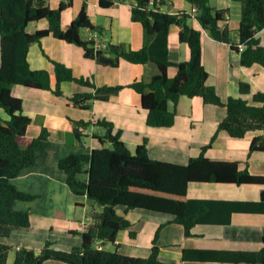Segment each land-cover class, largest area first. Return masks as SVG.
Masks as SVG:
<instances>
[{
	"label": "trees",
	"instance_id": "16d2710c",
	"mask_svg": "<svg viewBox=\"0 0 264 264\" xmlns=\"http://www.w3.org/2000/svg\"><path fill=\"white\" fill-rule=\"evenodd\" d=\"M51 0H0V108L10 115L0 117V264H8L13 247L3 241L17 229L31 226L28 211L17 210L15 201L33 200L36 196L20 190L14 183L22 170L36 163L37 152L50 137V130L44 127L39 136L28 146L21 144L27 134L32 118L23 111V99L15 96L12 87L21 83L29 87L52 89L62 95V82L76 81L94 90L79 92L72 101L82 108H90L95 100L107 101L119 94L123 85H97L92 78L77 77L71 66L51 59L55 66L57 86L51 85L48 69H34L29 61L32 44L40 42L47 35L76 43L84 47L85 55L105 66H119L122 59L133 63H155L158 72L150 79L135 80L130 84L142 96L143 107L148 111L147 123L153 127H170L176 122L177 109L170 104L178 103L182 96H201L205 103L227 107V116L220 122L210 143L205 144L199 156L192 157L186 165L153 159L145 138L133 152L122 136V129H116L114 122L99 120L106 127L104 135L95 134L102 146L90 152L72 153L60 160V167L67 173L68 184L75 194L88 195L102 207L92 212L93 222L83 231L82 244L71 251L58 250L48 241L40 253L33 248L17 250L15 264H43L47 259H58L69 264H176L164 262L160 256L158 236L153 240L151 254L147 257L127 255L107 250L103 245L116 243L122 230L133 225L130 218L120 214L143 208L174 215V222L181 224L185 234L193 235V228L200 223L229 224L234 213L249 211L264 213V174H254L248 168L240 169L238 161L213 160L206 155L220 131L232 137H245L256 132L250 146V153L264 151V92L253 94L255 103L241 97H230L224 101L214 86L207 83L209 72L203 61V29L219 41L230 42L232 31L225 25L228 8H216L211 0H188L196 7V13L187 11L166 12L162 10L165 0H99L104 8L118 2L131 1V17L143 24L144 45L130 49L124 43H107L97 49L94 40L83 37L82 31H103L95 25L88 11V0L71 24L64 28L63 11L73 5V0L62 1L58 7L50 5ZM243 3L241 24L238 30L241 46L233 47L241 52L244 66L259 63L264 66V44L258 35L264 29V0H236ZM198 19L203 29L190 23ZM48 19L49 27L35 32L28 26L41 19ZM172 25L181 27L179 38L190 48L188 60L177 63V74L170 76L173 65L169 53V36ZM242 93H250V85L241 83ZM75 133L83 137L82 128H89L86 120H73ZM110 143L107 146V143ZM85 166H88L87 168ZM88 173V180L79 179L80 173ZM192 182H216L261 185L260 200L239 201L214 198H186ZM184 197V198H182ZM101 242L102 247L98 245ZM264 242V239H263ZM120 246V244H118ZM194 253L197 259L211 262H246L264 264V245L260 250L193 249L185 250L186 257Z\"/></svg>",
	"mask_w": 264,
	"mask_h": 264
},
{
	"label": "crops",
	"instance_id": "0c3cea01",
	"mask_svg": "<svg viewBox=\"0 0 264 264\" xmlns=\"http://www.w3.org/2000/svg\"><path fill=\"white\" fill-rule=\"evenodd\" d=\"M62 1L69 0H51L49 3L52 7H58ZM83 3L84 0H73V5L63 11L64 28L78 15ZM211 4L216 8L229 9L225 25L232 31V40L219 41L203 29L198 19L194 17L190 20L191 24L203 29V61L209 72L207 83L216 88L224 101L232 96H243L255 103L253 94L264 92V66L259 63L244 66L241 52L233 47H242L238 30L243 3L236 0H211ZM131 6L132 2L128 1L104 8L99 0H88V11L93 23L103 27L104 41L99 40L100 42L124 43L130 49L143 47L144 26L132 19ZM161 8L166 12L196 13L195 5L188 0H165ZM45 23L47 25H29L28 31L48 28L49 24ZM180 30V26L172 25L169 36V56L173 62L169 74L172 77L178 71L176 64L190 57L189 45L179 38ZM89 35L90 32H85L83 37L87 38ZM258 35L264 44V29ZM28 57L32 68L50 71L53 89L57 86V76L51 59L71 66L77 77H94L99 86L123 85L124 88L107 101L95 100L92 110L85 111L72 101L75 93L94 90L83 84L62 82V95L56 94L52 89L29 87L21 83L13 85V94L23 99V111L32 118L27 134L20 140L21 144L28 146L44 127H48L51 134L37 152L36 163L22 170L14 179L20 190L36 197L33 200L15 201L17 210L30 213L31 226L28 229H17L11 236L3 239L13 247L8 264H15L19 248L29 247L40 253L48 241L58 250L71 251L74 246L82 244L81 233L93 222L90 212L86 210L90 198L87 194L78 196L74 193L68 184L67 173L59 163L72 153L90 152L93 148L102 146L95 135L102 133L97 131L98 127L92 132L87 128L83 134L90 138L82 137L77 140L73 120L93 118L95 123L103 119L112 121L115 130L122 129L123 139L133 152L148 138L149 153L153 159L186 165L192 157L201 154L205 144L211 142L228 112L225 106L205 103L201 96H182L176 105L170 104L171 109H177L175 124L170 127H153L147 123L148 111L143 107L141 94L130 84L135 80H150L158 72L155 63L140 64L122 59L116 67L101 65L85 55L83 46L69 43L53 34L32 44ZM242 82L250 85V93H242ZM0 117L9 119L10 115L0 108ZM256 134L249 132L245 137L239 138L220 131L206 155L213 160L238 161L240 169L248 168L254 174H264V151L250 153L251 142ZM78 177L87 181L89 176L84 172ZM260 190L261 185L257 184L192 182L186 198L258 201ZM96 208L101 210L100 206ZM124 209L122 206L118 207L119 213L131 219V230L136 235H130L129 230H122L115 244H120L119 251L127 255L149 256L157 231H160L158 244L161 246L162 260L176 264H250L202 261L196 258L197 255L193 257L194 253L186 257L185 250H260L264 245V213L239 211L233 214L229 224L200 223L193 228V235L188 236L184 227L173 221L172 214L143 208L126 213ZM83 215L84 218H81ZM98 245L102 247L101 242ZM43 264L69 263L47 259Z\"/></svg>",
	"mask_w": 264,
	"mask_h": 264
},
{
	"label": "rangeland",
	"instance_id": "374dc122",
	"mask_svg": "<svg viewBox=\"0 0 264 264\" xmlns=\"http://www.w3.org/2000/svg\"><path fill=\"white\" fill-rule=\"evenodd\" d=\"M69 7H71V6H69ZM68 8V7H67ZM66 8V9H67ZM165 8H167V6L165 7ZM71 11H73L72 9H71ZM45 22H47L48 24H49V21H48V19H46V18H44V19H41V20H38V21H34V22H32L31 24H30V26L32 25V24H38V23H44L45 25H47ZM143 31H144V35H145V30L143 29ZM85 32H90V34L91 33H93L94 35H98V39L100 40V41H104V36L105 35H102V33L104 32H102V31H97V30H94V31H89L88 29H84L83 31H82V34H84ZM48 36V35H47ZM46 37V36H45ZM0 59H1V49H0ZM92 79H93V81L95 82V80H94V77H91ZM74 82H76V81H74ZM76 83H78V82H76ZM78 84H80V83H78ZM84 85V84H83ZM85 86H88V85H85ZM88 87H90V86H88ZM92 88V87H91ZM75 104V103H74ZM76 105V104H75ZM93 105H94V102H93V104H91V107L90 108H82V107H80V106H78L80 109H84L85 111H91L92 110V108H93ZM80 120H85V118H83V119H80ZM86 121H88V122H90V125H89V130L92 132V130H94L95 131V128H97V131L99 132V133H102V135L103 134H105L106 133V131H107V129H106V127H103V126H101V125H99V124H96L95 122H94V119L93 118H89V119H87ZM100 126V127H99ZM83 137H84V139H87V138H90V136H88V135H83ZM77 138V140H79L78 139V137H76ZM107 145H110V143L108 142L107 143ZM195 183H207V182H195ZM222 184H227V183H222ZM236 184V183H235ZM182 198H184V197H182ZM100 205H99V203H97L95 200H93V199H89V202H88V204H87V208H86V210L88 211V212H90V215H92V212L93 211H97V212H99V211H101L102 210V207H101V210L99 209H97L96 207H99ZM164 213H166V212H164ZM120 214H122V213H120ZM170 214V213H169ZM81 218H84V215L83 216H81ZM158 232H160V231H157V233ZM157 233H156V235H157ZM156 235H155V237H156ZM158 238H159V236H158ZM104 247L107 249V250H111V251H116L117 249H118V246L115 244V243H110V242H108V243H106V245H104Z\"/></svg>",
	"mask_w": 264,
	"mask_h": 264
},
{
	"label": "built area",
	"instance_id": "2783aa9c",
	"mask_svg": "<svg viewBox=\"0 0 264 264\" xmlns=\"http://www.w3.org/2000/svg\"><path fill=\"white\" fill-rule=\"evenodd\" d=\"M153 3H154V0L151 1V4H153ZM87 39L88 40H94L95 41V46H96L97 49L105 48L107 46V43L100 42L99 39H98V35H94L93 33H91L87 37ZM82 130L85 131L86 129L82 128Z\"/></svg>",
	"mask_w": 264,
	"mask_h": 264
},
{
	"label": "clouds",
	"instance_id": "9594fccd",
	"mask_svg": "<svg viewBox=\"0 0 264 264\" xmlns=\"http://www.w3.org/2000/svg\"><path fill=\"white\" fill-rule=\"evenodd\" d=\"M85 129V128H84ZM84 132V131H83Z\"/></svg>",
	"mask_w": 264,
	"mask_h": 264
}]
</instances>
